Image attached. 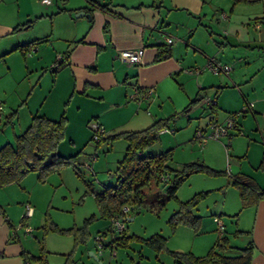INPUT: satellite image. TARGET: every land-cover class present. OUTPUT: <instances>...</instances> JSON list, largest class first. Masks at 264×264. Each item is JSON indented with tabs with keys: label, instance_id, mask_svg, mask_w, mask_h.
<instances>
[{
	"label": "crops",
	"instance_id": "crops-1",
	"mask_svg": "<svg viewBox=\"0 0 264 264\" xmlns=\"http://www.w3.org/2000/svg\"><path fill=\"white\" fill-rule=\"evenodd\" d=\"M63 3L62 8L58 6V10L49 11L52 0L48 5L39 0H0V97L5 101L0 130L10 125L13 134L18 135L15 125L21 130L27 124L26 121L20 124L16 104L21 100L11 98L4 88L6 82L16 91L24 79L34 76L28 74L35 66H50L60 58L61 66L53 75L55 82L66 80L62 81L64 87L59 89L60 94L55 91L60 101L63 100L61 90L69 92L64 95L67 100L63 109L57 108L55 102L52 107L39 104L38 108L27 112L24 120L27 117L31 120L35 114L52 120L63 116L66 133L69 119L64 109L69 102L75 103L73 111L83 112L81 126L85 134L82 142H87L75 152L82 150L80 161L88 154L85 149L91 142L88 125L92 119L104 128L106 138L124 132H140L158 120H169L165 128L172 131L160 135L170 133L176 144H182L184 139L180 133L174 134L175 123L183 117L189 123V116L202 108L198 105L202 95H212L217 100L215 107L209 109L212 120L222 123L229 115H234L238 130L230 131L228 151L226 138L209 140L203 146L202 161L213 166L216 158L223 161L225 157L223 175L229 176L231 181L235 177L246 178L258 192H264V0H82L80 3L64 0ZM68 8H79L77 11L87 12L91 18L89 21L73 20ZM221 14H225V18ZM52 37L61 40L63 46L56 45V50L48 54L46 46L40 44H48ZM167 38L172 42L166 44ZM38 39L46 41L28 45ZM158 45L168 47L170 55L156 62ZM33 48L36 57L32 56L30 49ZM121 50L140 51V63L128 64L115 58ZM256 50L262 52L260 61L248 62V51L252 54ZM211 58L221 64L235 63L238 58L237 63L243 65L232 75L213 74L204 67ZM201 66L203 68H199ZM193 69L202 70L198 74L187 72ZM25 73L27 76L21 77ZM237 86L240 89L236 90ZM134 88H153L154 93L149 99L136 103L128 98ZM194 100L199 102L191 105ZM246 103L252 105L251 110L242 113ZM5 104L9 105L8 109ZM189 139L193 140V135L190 134ZM75 142L71 139L69 144L75 145ZM107 142L103 141L100 146ZM35 174L28 173L20 183L0 188V264H25L24 254H29L26 241L21 239L22 231L16 224L21 222L20 216L26 206L32 209L31 217L24 221L28 226L34 216L32 193L40 191V185H44L37 181ZM230 185L220 188L224 195L223 208L229 192V206L232 204L234 209H227V212L233 213L239 208L241 199L233 200L235 186ZM257 200L250 205L254 208L249 224L250 242L248 223L238 220V216L235 226L226 227L224 221L217 220L223 227L219 231L217 225V237L197 233L189 236V249L176 244L180 241L177 240L172 251L191 252L202 257L218 237L226 236L232 247L242 248L251 243L250 264H264V197ZM214 224L208 230L215 231ZM179 228L172 237L178 235ZM241 235L246 241L236 245ZM226 255L232 257L236 253L231 250Z\"/></svg>",
	"mask_w": 264,
	"mask_h": 264
},
{
	"label": "rangeland",
	"instance_id": "rangeland-1",
	"mask_svg": "<svg viewBox=\"0 0 264 264\" xmlns=\"http://www.w3.org/2000/svg\"><path fill=\"white\" fill-rule=\"evenodd\" d=\"M72 1L79 3L82 2V0ZM63 2L64 0H52V5L50 6L49 11L58 10V6L62 8L66 3ZM78 9L79 8L73 10L68 8V13L73 20H85L86 17H75L78 12H81L80 10L77 11ZM86 21H89V19L87 18ZM48 40L50 41L48 44L39 43L40 45L46 46L44 48L47 49L48 54L49 52L56 50V45L63 46V42L55 37ZM30 50L33 52L32 56L36 57L37 54L34 52V48ZM61 52L64 53V51ZM251 53L252 54L248 51V62L252 63L253 59L255 62H259L260 57H262L261 50L252 51ZM237 59L238 58H236L235 63L225 64L231 68V75L232 73H238L237 70L239 69V66L243 65L238 64ZM239 60L240 59H238V61ZM41 67L42 68H40V64L37 67L35 66V71L32 69L28 74L31 76L32 73L34 76L31 79L28 77L22 82L20 81L21 86H19L16 91L14 90V87H10V82H6L4 86L12 99L16 98L18 101L21 100L19 104H16L19 109L18 118L20 119V124L24 121L27 122L21 130L15 125L14 131L16 134L24 131L29 125L30 118L28 119L27 117V120H24L27 112L38 108L39 104H42L44 107L50 105L52 107L54 102L57 108L63 109V104L65 100H67L66 97L64 98V95H67L69 92L64 90H61L63 100L60 101L56 98V93L60 94L59 89L64 87V85H62V81L64 80L60 82L54 81L55 75H53L54 71L52 64L50 66L46 65ZM199 68H203V66ZM36 73H38V76ZM42 74H44V77ZM23 75L27 76L25 73L21 74V77ZM38 78L42 79L38 81ZM240 87L238 88L237 86L236 90L240 89ZM202 96H204L202 98H209L212 99V101L214 100L212 95ZM0 100L5 102L3 97H0ZM12 103L15 105L14 101ZM75 105V103L69 102L66 109H64L65 117L66 119H69V125L63 141L57 146L56 150L58 155L62 154L67 158L69 155L75 153L78 148L80 149L82 147L81 145H85L84 143L86 142H82L85 134V129L81 126V118L84 117L83 112H74L73 108ZM198 105L200 107L202 106V108L196 111L192 116H189L191 117L189 123H187L186 117H183L184 119H181L180 122H176L175 125L173 124L174 122L170 123L171 126L174 125L176 130L174 134L177 135L180 133L179 136L184 139L182 144H176L175 141H173L174 135L168 133L159 135L158 141L154 142V144L146 149V153L151 155L171 150V158L166 166L168 168L167 171L169 170L168 173H166L168 178L170 174L173 175L181 170L182 165L189 163H203V165H206V163L202 161L201 155L204 147L199 149L192 139L190 141L189 138L190 134L194 135V132L197 129L206 130L208 122L214 120H212V114L210 115L209 109H207L205 105ZM203 106L205 107L203 108ZM6 107L8 109L9 105L5 104V108ZM91 121L93 122L95 119H92ZM248 125H252L249 117ZM89 129L88 126V138L89 133L91 134L92 132V130ZM1 130L0 146L7 142H13L14 134L12 127L10 125L2 126ZM71 139L76 141L75 145L69 144ZM125 143L126 142L122 139L108 141L99 147L96 151V158L91 160L88 157L95 152L94 147L96 145H94L93 141L90 142V146H87L85 149V152H88V154L81 160L82 163L88 160L90 168L87 169L82 165L79 167L82 174L81 178L76 175L71 165H65L59 170V173L51 174L46 182L43 183L44 185H40L42 186L40 191L33 190L32 197L35 204L32 205L35 213L33 218L28 221L32 233L31 235H24L22 231L21 234L22 241H26L25 246L27 247L30 256L37 257L41 255L43 258V264H172V257L167 253V250L169 252L172 251V245L175 241L180 240L176 244L183 245V247L185 246V249H187L190 247L189 236L198 233V235L201 236H206L204 234H210L217 237L219 235L217 230V225L220 224V222H218L219 219H221L222 222H225L226 227L230 225L235 226L238 216V220L240 219L243 222L248 223V242L252 240V235L250 234L252 230L249 224H251L254 217V208L250 205L242 208L240 193L236 187H233L235 189V199L233 200L237 202L236 200L239 198V208H236L233 213L227 212V209H234L232 204L229 206V200H231L229 192L226 195L227 205L223 208L222 202L224 195L222 194L223 189H221L220 186L230 185L232 183L229 176L227 177L222 174V171H224V157L223 161L216 158L213 162V166L206 165L217 173L211 174L208 172H198L185 177L178 186L175 198L165 200L162 203L163 205L161 208L156 212L152 211V206L154 205L152 198L155 193L163 195L167 187V184L165 183H160L158 186L151 183L150 189H145L148 197L141 204L126 203V206L132 208V211L128 212L125 215V218L133 219L132 221L124 222V233L127 236H135L144 240L154 234H159L166 238L167 250L156 253L141 241L137 240L128 241L127 246L125 247L115 246L112 253L107 247L103 250L97 249V245L94 241L95 236L104 235L106 238H109L110 224L108 219H104L100 216L98 208L95 206L96 203L93 194L100 193L104 188L114 187L116 185L117 178L115 170L117 163L124 155L126 149ZM30 174H33L30 176H34L35 173ZM172 175H170V177ZM231 188L232 187H229V189ZM199 194H203V196L197 199V205L192 208V214L200 217L198 232L194 233L191 229L182 225L176 226L175 229L170 228L171 225L169 220L171 215L179 209L180 202H187ZM234 201L232 203H234ZM84 224L86 225L85 231L87 232V237L84 243L80 242L76 244L74 237L70 232H59V230L81 228ZM213 224L215 225V231L213 229L208 230L209 226ZM16 225L19 227L20 223ZM54 227L57 229L56 231L53 230ZM177 227H180L178 229L179 233L176 237H172ZM243 236L244 235L238 237L235 242L236 245H240L243 241H246ZM91 254L93 255L91 256ZM29 264H37V262L31 259Z\"/></svg>",
	"mask_w": 264,
	"mask_h": 264
},
{
	"label": "trees",
	"instance_id": "trees-1",
	"mask_svg": "<svg viewBox=\"0 0 264 264\" xmlns=\"http://www.w3.org/2000/svg\"><path fill=\"white\" fill-rule=\"evenodd\" d=\"M45 41V39H38V41L30 42L28 45H35L38 42ZM23 49L22 46L20 50L23 52ZM169 55L168 47L158 45L156 56H154L155 61L166 59ZM56 70L54 69L53 71ZM197 102L199 101L194 100L190 104L193 105ZM168 122L169 120L166 121L165 119L158 120L146 130L124 132L105 137L95 144V148L98 149L105 140L122 139L126 142L124 155L117 163L115 170L116 185L104 188L100 193L93 194L95 206H97L102 218L110 220L111 217L121 212V207L125 206L126 203L141 204L148 197L145 189H150L151 183L155 186L160 183L167 184L163 195L155 193L152 198L154 203L152 208L156 209L161 208L165 200L175 198L180 182L188 175L198 172L217 173L203 165V163H189L182 165L181 170L173 175L170 174L172 176L170 177L169 175L165 182L160 181V174L168 173L169 171H167L168 168L166 166L171 158V150L151 155L146 153V149L158 141V131L165 128ZM65 125L66 121L63 116L57 120H52L42 114H35L31 117L27 128L18 135H14L13 142L0 146V188L8 184L20 183L21 179L28 173H36L37 181L43 184L51 174L59 173V170L65 165H71L76 175L81 178L82 174L79 167L82 164L80 161L82 150L72 156H68V158L58 155L56 151L57 146L64 139ZM232 185L239 190L242 208L254 205L258 201L257 199L264 197V192H258L246 178L235 177ZM201 196L203 194H199L187 202H180L179 209L171 215L169 220L170 228L175 229L176 226L182 225L188 227L194 233L198 232L200 217L192 214V208L197 205L196 201ZM53 230L56 231L57 229L54 227ZM85 230L86 225L84 224L81 228L59 230V232H70L74 237L75 243L78 244L80 242L84 243L87 237ZM130 240L141 241L156 253L167 250L166 238L159 234H154L144 240L135 236H127L125 233L112 242L114 243L112 249L115 246L125 247ZM108 248L111 250L110 246ZM252 248L251 243L242 248L232 247L226 236H220L206 255L202 257L194 256L191 252L178 253L167 250V253L172 257V264H250ZM231 250L236 253L235 256L226 255ZM23 259L25 264H29L31 259L36 261L37 264H43L41 255L35 257L24 254Z\"/></svg>",
	"mask_w": 264,
	"mask_h": 264
},
{
	"label": "built area",
	"instance_id": "built-area-1",
	"mask_svg": "<svg viewBox=\"0 0 264 264\" xmlns=\"http://www.w3.org/2000/svg\"><path fill=\"white\" fill-rule=\"evenodd\" d=\"M40 2L44 4H50L51 0H39ZM225 14H221L222 18H225ZM258 27V25H256ZM166 44H169L172 42L171 38H167L165 40ZM141 52L135 51V50H121L117 53V56L115 58H118L121 62L128 63V64H139L141 61ZM60 58H57L54 64H52V68L58 69L60 65ZM205 69L212 71L213 74H224L228 75L231 73V68L225 64H220L215 58H211L208 60L206 65L204 66ZM190 74H198L201 72V69H193L187 71ZM154 93L153 88H134L130 94H128V98L131 101H134L136 103H140L143 100L149 99ZM216 100L209 99V98H202L201 104L205 105L206 108L212 109L216 105ZM252 105L250 103H246L242 108V113H245V111H250ZM4 117V102L0 100V122ZM89 128L92 130L91 132V142H94V145L103 140L106 137V132H104V128L97 122V121H91L89 122ZM233 129L238 130L237 123L234 120V115H229L224 122L220 123L217 121H209L207 124V129H197L194 132L193 140L196 146L199 149H202L203 146L209 141V140H221L225 139L227 140L226 144V150H229V138H231L230 131ZM169 128H162L158 131V134H163L167 132H171ZM95 152L91 154L88 158L95 159L96 158V151L97 148H94ZM83 167L89 169L90 165L88 160L83 162L81 164ZM161 182H165L168 178V175L166 173L160 174L159 176ZM159 208L153 209V212H156ZM132 211V209L129 206H122L121 212L119 214H116L115 216L111 217L110 219V235L109 238H106L104 235H96L94 238V241L97 245V249L103 250L105 247L111 248V253L113 252L114 243H112L115 239H118L122 236V234L125 232V226L124 222L127 218H125V215ZM32 215V209L29 206L25 207V211L21 217V222L18 227L21 231H23V234L25 235H31L32 229L24 222L26 219L30 218ZM223 227L221 224L218 225V230L221 231ZM107 247V248H108Z\"/></svg>",
	"mask_w": 264,
	"mask_h": 264
},
{
	"label": "water",
	"instance_id": "water-1",
	"mask_svg": "<svg viewBox=\"0 0 264 264\" xmlns=\"http://www.w3.org/2000/svg\"><path fill=\"white\" fill-rule=\"evenodd\" d=\"M76 18H80V17H86V19H90L91 18V15L88 14L87 12L85 13L84 11H81V12H78L76 15H75ZM133 218H127L126 221H132ZM93 254H91L92 256Z\"/></svg>",
	"mask_w": 264,
	"mask_h": 264
}]
</instances>
